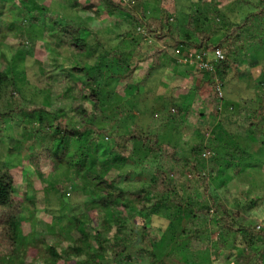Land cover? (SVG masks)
<instances>
[{
	"label": "trees",
	"instance_id": "16d2710c",
	"mask_svg": "<svg viewBox=\"0 0 264 264\" xmlns=\"http://www.w3.org/2000/svg\"><path fill=\"white\" fill-rule=\"evenodd\" d=\"M70 1L79 7H76L78 10L92 14L94 18L111 20L122 28V32L118 30L121 47L106 51L94 64L87 56L84 57L85 53L82 56L81 52L70 50L71 54L66 58L76 59H71V66L61 65L58 56L63 48L76 45L89 50L88 37L97 38V33L82 18L64 16L49 5H39L36 0H21L23 15H31L30 23H41L50 31V50L53 55H58L50 59L57 68L53 75L63 81L65 87L56 91L33 89L34 96L27 98L21 91L26 74L25 59L13 58L11 69H2L0 61V100L5 88L11 87L12 94L14 90L21 91L22 100L27 102V106L18 105L13 110L0 112V142L8 141L10 154H13L15 145L23 152L21 146L27 144L26 163L40 179L47 164H53L54 170L63 165L76 170V175L82 180L84 195L88 196L84 199L87 213L62 215L48 224L40 222L36 214L41 204V191L34 189V181L28 177L23 164L25 161L12 167L5 160L0 164V264H29L33 261L29 259L33 254L35 260L41 259L43 264H106L104 261L110 264H214L221 260L226 250L230 253L222 264H264V223L254 218V211L264 208V193L245 188L233 193L229 185L248 168L255 170L257 162H251L260 158L253 147L255 137L245 134V138L241 134L248 132L254 124H264V75L260 78L261 83L256 85L261 98L256 122L251 119L249 105L252 104L242 95L235 100L223 95L234 63L242 57L245 61L255 49L264 51V2L262 6L256 5V10L242 20L234 21L223 13L227 2L235 0H185L193 4L187 10L181 9L180 19L173 21L167 10L160 14L158 9L148 7L144 0H68V3ZM4 39L5 35L0 36V44ZM147 40H151L150 47ZM153 41L158 44L154 45ZM96 43L105 48L100 40ZM170 46L180 54L173 58L175 64L191 70L194 76L198 75L199 82H194L196 86L192 93H205L201 100L195 102L194 99L195 104L199 102L201 111L193 109V103H182L177 105V113L171 116L177 123L176 119L181 115L185 119L195 115L192 130L196 132V141L182 150L183 139L174 144L162 142L157 133L145 132L138 123L123 132L117 128L111 131L109 127L97 124V118H104V101L100 96L101 83L106 76L103 69L108 70V79L133 81L139 92L153 73L166 65L169 58L167 48ZM217 49L223 50L225 59H213L212 69L189 63L200 54L199 51L212 56ZM4 57L7 55L0 50V58ZM207 60L208 56L203 55V62ZM145 62L150 64L141 79L136 81L133 75ZM67 78L75 83L67 81ZM76 83H84L83 88L79 89ZM78 98L82 101L78 102ZM90 100L94 101L91 110L85 105ZM20 102L21 99L18 104ZM30 105L34 107L30 108ZM233 109L239 116V133L236 134L227 131L225 123L218 118L223 113L224 116L232 115ZM18 110L37 118L38 125L32 135L26 129L14 138L6 135L9 131L6 130L9 126L7 120ZM88 113L93 116L85 119ZM121 116L125 118L123 111L116 119H109L110 124H118ZM202 117L209 119L205 125L211 127L213 133L208 134L210 131L207 132L206 126L199 122ZM46 118L51 119L53 125L50 123V126L55 129L47 128ZM12 122L16 124L15 120ZM95 142H99V146L104 145L110 161L86 166L91 156L97 160L89 148ZM135 142L143 145L148 159H131L137 154L133 146ZM210 157L212 164L207 171L202 167L203 161ZM127 163L136 165L132 172L141 174V169L148 171L142 175L145 177L144 185L135 191L122 185L129 178L127 175L121 184H118V178L108 177L109 171L114 169L112 164L122 168ZM175 166L178 167L176 170ZM216 167L221 169L218 174H215ZM15 168H18L20 180L14 174ZM258 171L264 173V165ZM22 176L26 184L21 181ZM58 179L55 184L46 183L45 188L53 192L62 190L63 185L68 184L67 179L65 176ZM20 182L22 192L18 189ZM86 184L92 189L89 190ZM68 185L72 190L77 189L74 180ZM65 187L67 189V185ZM185 188L195 190L194 195H187ZM65 192L62 197L69 194ZM93 211L104 212V219L95 225L94 230H89L86 218ZM237 213L243 215L237 217ZM154 215L165 217L168 222L166 229H156L152 224ZM25 224H30L28 230ZM57 227L59 232L54 231ZM74 231L80 233L77 238L72 235ZM46 233L56 235L54 243L49 242L51 238ZM92 239L95 240V248L91 244ZM229 240H232L230 246ZM178 245L188 248L190 255L187 259L179 260L173 254L174 258L163 255L164 247ZM198 251L201 254L196 261L191 256L197 257L195 252Z\"/></svg>",
	"mask_w": 264,
	"mask_h": 264
},
{
	"label": "rangeland",
	"instance_id": "374dc122",
	"mask_svg": "<svg viewBox=\"0 0 264 264\" xmlns=\"http://www.w3.org/2000/svg\"><path fill=\"white\" fill-rule=\"evenodd\" d=\"M39 5L45 4L49 5L53 11H59L64 14V16L75 18H82L84 22H87L91 28L97 33V38L88 37V43L91 45V49L87 47H78V46H68L63 48L64 50L58 56L57 53L53 55L51 53L48 40H50V31L46 28L47 26L40 24L32 25L31 15H23L21 9V0H0V8L2 11V16L0 18V36L5 35V39L0 44V50L7 55V58H0L1 68L11 69V60L13 58L22 57L25 59V69L26 74L23 77L24 88L21 91L24 92V95L28 98H32L34 96L33 89H47L49 91H56L57 88L65 87V83L60 79L56 78L53 73L56 72L55 65L50 62V59L56 58L58 56L61 65L71 66V59L76 58H66L70 56V50H75L78 52L85 53L84 57L87 56L90 63L94 64L96 59L100 55H104L106 51L114 50L118 47H121V37L119 36V31L122 32V28H119L117 24L111 22V20L102 18H94L92 14H86V12L82 10H78L74 5L71 4V1L67 2H59L58 0H36ZM126 2H131V0H125ZM138 1V0H134ZM146 1V5L153 8L158 9L160 14H164V11L167 10L171 15L173 21L180 19L179 11L181 9H186L193 4L186 2L185 0H144ZM156 1V2H155ZM250 1L249 3H247ZM264 2V0H235L232 3L227 2V6L224 9V16H227L228 19H232L234 21L242 20L248 13L256 10L255 6ZM262 6V5H261ZM180 8V9H179ZM26 12V11H25ZM157 12V14H159ZM177 18V19H176ZM115 25V26H114ZM117 27L119 29H117ZM119 30V31H118ZM259 34L260 29H257ZM97 40H100L105 48L99 47L97 45ZM254 42H257L256 38H252ZM151 41V40H149ZM147 40V46L150 47V42ZM155 43V44H154ZM153 44L156 45L155 41ZM89 46V45H88ZM55 49V48H53ZM168 51V60L166 65H162L160 69L156 70L151 78L145 85H142V88L139 92L134 87V82L130 80H122L118 81L116 79H108V70L104 68V72L106 74L105 81L101 83V98L104 101V107L102 116L104 118H97L96 123L102 127H109L112 130L117 128L119 132L126 131L128 127L133 126L135 123H138L145 132H154L160 136L162 142L169 141L171 143L178 142V139H183V143H181L180 147H183L182 150L187 149V147L193 142L196 141V132L192 130L194 128L193 122L196 118L195 115H191V117L185 119L183 115L177 118V123L173 122L171 116L177 113L178 108L177 105L187 103H193V109L201 111L202 109L199 106V102L194 103L203 98L205 93L193 94L192 88L196 86L195 83L198 81V75L193 74L191 70H184L181 66L175 64L173 61L174 57H178L180 54L175 49L170 46L167 48ZM251 51V50H250ZM200 54H203L204 57L207 55L203 50L199 51ZM214 53V52H213ZM212 53V54H213ZM87 54V55H86ZM83 56V54H82ZM212 57V56H211ZM135 57H133L134 61ZM212 60V59H211ZM41 61V62H39ZM132 61V62H133ZM166 61V60H165ZM43 62V63H42ZM104 62V61H103ZM41 63V64H39ZM150 62H145L139 66V71L137 70L134 73V77L136 81L140 80L145 69L148 67ZM11 67V68H10ZM60 68V66H58ZM70 68V67H68ZM10 71H13L10 70ZM229 80L227 81V85H225V89L223 92L224 97L228 95V98L236 99L239 95H242L244 99L248 100L252 105H249L250 114L252 121L256 122L258 117L256 116V112H258V105H260V97L258 96L259 92L256 89V85H259L261 76L264 75V51H253V54L247 56L245 61L242 57L238 63H234V68L230 69ZM232 75V77H230ZM132 78V77H131ZM130 78V79H131ZM67 81L74 82L71 78H67ZM195 82V83H194ZM75 83V82H74ZM77 84V83H76ZM261 85V84H260ZM79 89H82L84 83L77 84ZM11 87L5 88L4 96L0 100V112L13 110L15 107L19 106H27V102L22 100L20 92L14 90L11 91ZM228 90V91H226ZM190 95V96H189ZM39 97V96H38ZM196 97V98H194ZM19 99H21L20 104H18ZM198 99V100H197ZM78 102H81V99H77ZM201 102V101H200ZM86 106L91 110L93 108L94 101L85 102ZM34 107V105H30V108ZM241 107L244 108L245 105L241 102ZM99 106L97 109L99 110ZM120 111L124 112L125 118L121 116L118 124H110L109 119L117 118ZM235 110H231V113ZM171 112V113H170ZM173 113V114H172ZM238 112L235 111L232 115H223L221 114L218 118L225 123L226 130L230 131V133L236 134L238 132L239 120H238ZM242 115V113H240ZM12 117L7 120V125L9 124L6 135L9 137L18 136L21 132L26 129L28 133L34 130L37 124V118L33 116H27L23 113L22 110L14 111L11 115ZM93 115L91 113L86 114L85 119H89ZM257 117V118H256ZM81 120V116L78 117ZM107 118V119H106ZM248 119V118H247ZM15 120L16 124L12 122ZM47 128L49 130L55 129L50 126L51 119L46 118ZM207 117H202L199 119L202 125L208 122ZM22 122V126L20 123ZM77 122V120H76ZM52 124V123H51ZM216 124H218L216 122ZM220 124V123H219ZM17 125H19L17 127ZM53 125V124H52ZM207 132L211 130V127L206 126ZM19 130V132H18ZM213 133L210 131L208 134ZM239 133V132H238ZM247 134L248 136L255 137V145H253L256 155L260 158L255 159L251 163L257 162V167L254 170L253 168H248L242 175L238 178H234L232 182L229 183L231 190L233 193L236 191L240 192L243 188L246 190L264 193V173L258 171V168L264 165V124L256 126L254 124L251 126V129L241 134L243 137ZM4 136V135H3ZM8 137V138H9ZM94 137V136H93ZM90 138V137H89ZM246 138V137H245ZM241 140V138L239 139ZM21 141V140H19ZM3 142V143H1ZM0 142V164L6 160V162L12 167L18 166L21 162H24V166L26 168V172L29 174L28 177L34 181V189L37 191H41V204L36 214V217L40 222L48 224L53 221L54 218H60L63 216L70 215H78L87 213L86 207L84 205V199L88 196L84 195V188L80 182L82 181L80 177L76 175V170L68 168L66 165H63L61 168L54 170L53 164H47L43 169V178L38 177L32 167L26 163V155H27V144H22L23 152L20 147L15 145V149L13 154H10L8 141L5 140ZM263 144H257L261 143ZM7 143V145H6ZM30 145V141L28 142ZM179 143V142H178ZM187 143V144H186ZM28 145V147H29ZM75 145V150L78 144ZM134 150L138 154L136 156H131V159L136 160L139 158L148 159L149 156L146 154V151L142 149V144L135 142L133 143ZM91 151L94 156L97 157V160H94V157L91 156L89 160L86 162V166H92V163L98 162V165H101L103 162L110 161L109 152L105 153L104 145L99 146V142H95L90 144ZM5 150V152H4ZM22 155H19V153ZM5 155V156H4ZM112 159V158H111ZM212 157L206 158L203 161V166L207 171H210V167L212 164ZM250 162V160L248 159ZM110 164V162H109ZM111 171H109L108 177L110 178H118V184H121L126 175L129 177L125 179L122 184L125 189L137 190L139 187L144 185L145 177L148 173L147 170L141 169V174L137 172H132L131 170L135 168L136 165L127 163L126 165L119 168L118 166H114ZM217 166V165H216ZM255 167V165H254ZM178 167L175 166V170ZM18 168H15V175L20 180V176L17 172ZM221 169L216 167L215 174H218ZM21 172V170L19 171ZM225 174V173H224ZM143 175V176H142ZM61 176H65L68 184L74 180L77 189L72 190L68 188V184L63 185L62 190H57V192L50 191L45 188V184H55L59 182ZM23 180V184H26L24 176H22L21 181ZM65 180V178H64ZM67 185V189L66 186ZM228 186V185H227ZM86 187L91 190V185L86 184ZM18 189L22 192V182L19 183ZM65 190L69 193L67 196L62 197V193L66 195ZM83 191V192H82ZM185 192L187 195H194L195 190H191L190 188H185ZM48 193V194H47ZM86 201V200H85ZM255 210V209H254ZM256 214L257 222L264 223V208L256 209L254 211ZM63 215V216H62ZM237 217H241L243 214L237 213ZM104 219V212H94L89 217L86 218L89 223V230H94L95 225H98L100 222L102 223ZM114 219V218H113ZM56 219H54V222ZM66 222L63 220V223ZM260 223V225H262ZM65 224V223H64ZM152 224L155 225L157 230L166 229L168 222L165 220V217L154 215L152 218ZM26 225V224H25ZM43 225V224H41ZM112 225L114 226V220L112 221ZM27 230H28V226ZM55 232H59L58 227L54 230ZM47 234V233H46ZM78 231H74L72 235L77 238L79 236ZM51 239L49 242H55L56 235L47 234ZM93 247H96L95 240L92 239ZM69 245V243L67 244ZM232 245V240H229L228 246ZM186 246H175V247H164L163 255H169L178 258L179 260L187 259L190 255L187 252ZM61 250V247L59 251ZM229 250H226L225 253L222 254L221 260L215 261L214 264H222L226 257L229 255ZM197 257L191 256L192 259L198 260V256L201 253L195 252ZM194 254V255H195ZM172 256V257H173ZM173 257V258H174ZM171 258V257H169ZM200 258V257H199ZM29 264H43L42 260H35V254L30 256ZM170 261V259H168ZM106 264H110L109 261H104ZM69 264H73L70 262Z\"/></svg>",
	"mask_w": 264,
	"mask_h": 264
},
{
	"label": "built area",
	"instance_id": "2783aa9c",
	"mask_svg": "<svg viewBox=\"0 0 264 264\" xmlns=\"http://www.w3.org/2000/svg\"><path fill=\"white\" fill-rule=\"evenodd\" d=\"M205 54H207L206 56H208V60L205 63L203 62V55L202 54H197L195 59H191L190 62L187 61V59H183V61L189 62L190 64H198L199 66H203V67H207L209 69H212L211 61L213 59H215V60L225 59V54H224L222 49L215 50L212 57L208 53H205Z\"/></svg>",
	"mask_w": 264,
	"mask_h": 264
}]
</instances>
